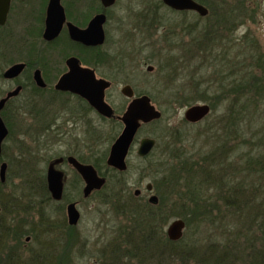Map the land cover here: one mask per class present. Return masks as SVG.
<instances>
[{
	"label": "rangeland",
	"instance_id": "obj_1",
	"mask_svg": "<svg viewBox=\"0 0 264 264\" xmlns=\"http://www.w3.org/2000/svg\"><path fill=\"white\" fill-rule=\"evenodd\" d=\"M146 1L151 0H118L112 11L113 19L109 25L111 34L105 45L107 48L110 47L116 50L122 44L121 46L127 47L126 52L132 54V58H134L128 60L129 65L114 82L113 88L110 90V98L113 103L120 107L126 105L127 100L121 93V88L123 83L127 82L134 87L136 92L155 93L158 99L154 101V104L162 110L163 114L164 109L167 110V113L161 123L141 127L138 138L127 159L128 169L126 172L116 173L111 171L112 176H108L104 191L95 193L88 199L83 198L81 183H76L78 178L76 171L68 163L58 166L66 175V196L74 201L79 200L78 208L82 213V219L77 231L81 236H84H82V241L67 243L63 233H59V230L54 228L50 232L44 230L46 224L56 226V224L62 223L63 216L66 215V202L52 201L47 205L42 204L40 193L28 190L26 183L22 181L25 177L16 176L24 172L20 167L18 158L21 153L19 149L26 153L28 159L36 158L38 161L36 166L39 170H43L46 175L48 162L52 158L73 154L84 158L88 162L94 161L96 156L99 158L108 153L109 148L121 133L122 125L120 121L117 119L103 120L97 113L93 112L88 115L91 126L89 136L86 133V127L78 125L77 127H71L69 132H45L41 137H36L37 133L25 135L26 123L19 122L20 119L21 122L23 119L31 122V116L24 114L19 120L14 118L11 133L5 142V152L11 156L8 157L9 162L11 160L9 167L11 179L4 192L14 200L10 205V212L14 209L15 213L9 214L10 223L26 228V234L23 237L25 258L27 254L31 256V253L35 252L48 256L47 264H59L61 261L65 264H100V258L111 254L110 246L112 243L124 242L118 235L123 229H127L124 227L129 224L127 222L129 220L125 215L120 214L117 208L120 203L133 201L130 198L131 196L138 198V201L145 204L148 203L150 196L153 194L158 197L162 194L165 196V205L171 207V204H173L174 212L182 211L181 203L178 205L177 198L173 200V198L168 197L167 192L164 193L163 190L155 188L154 181L156 177L155 173H152L151 164L156 161L151 158L140 159L138 157L136 151L139 140L146 136L157 139L159 149L153 155V158H156L160 155L164 142H167L168 130L171 131L174 128L179 134H183L184 143L190 151L198 156L207 157L211 151L223 144L226 133L231 126H227L226 123V128L222 123H212L216 115L225 114L226 106L224 103L221 106L217 105L216 110L197 123H190L185 119V111L188 105L179 106L178 103L169 101L170 92L161 91L164 89L162 85H164L166 78L165 65L169 63L168 60H173L180 67L177 72V79L175 83L173 82L175 90L176 85L186 83L188 89L186 92L189 96L195 94L192 90L195 82L194 77L214 80V76H217L220 79L223 77V73L221 72L220 76L217 74L218 70H226L229 73L231 69H236L238 66L239 69L243 68L244 71L249 73H261L257 61L260 62L258 57L264 53V0H208L213 5V9L210 16L206 17H202L195 12L171 11L160 0H152L158 2L159 14L164 17L167 23H172L173 28L178 33L188 35L190 40V46L187 43L189 52H186L185 46L180 47L176 43H174L175 46L172 49L167 47L171 45L162 47L161 42H158V47L151 45L153 50L151 46L145 45L146 43L143 42L145 34L139 31L140 26L135 28L137 21L133 16L144 9V2ZM126 6L128 8L127 13L133 14L132 17L124 15L126 14L124 12ZM130 7L134 8L132 12ZM161 33L162 31L158 32L159 37ZM131 35L132 41H126L127 37H131ZM196 37L201 41L194 44L193 41ZM23 38V31L17 29L15 40L12 41L14 47L8 51L5 49V55L0 58V69L8 66V63L12 64L26 60V44ZM203 38H206L209 42V51L208 49L207 51L203 50ZM177 41L181 43V37ZM200 42L202 47L198 49ZM142 44L144 47L140 50ZM154 50H158L159 54L157 56L152 55ZM46 51V55H49L48 58L52 62L54 61L55 64L60 63L61 56L58 49L49 47ZM242 62L244 66H242ZM149 65L155 67L153 71L147 70ZM207 81H205V87L208 86ZM167 85H170V83H167ZM1 86L6 88L3 80H0ZM168 87L170 88V86ZM212 88L214 89V87ZM2 90L0 89V96ZM263 92L262 89L259 90L258 101L246 110V114L238 124L232 126L233 134L240 133L241 137L246 139V143L239 144L235 151L229 150V152L224 153V157L228 159L223 164L224 167L228 163H234L238 166V163H242L243 157L247 156L248 153L252 157L263 156L264 158ZM210 96L204 95L206 99H209ZM202 102L209 103L201 98L195 100L191 105ZM118 114H122V111ZM259 169L260 167H254L251 171H247L250 182L258 183L256 179L260 176ZM149 183L152 184L153 191L147 189ZM209 186L210 188L204 191L203 195L207 198V204L213 206V204L216 205L218 199L219 187H216L213 183ZM137 189L141 190V194L138 196L135 194ZM187 207L189 206L187 205ZM250 209L252 212H256L254 206ZM25 210L27 212H24ZM214 211L215 214L218 213L217 206L214 207ZM44 214L49 218L51 216L53 221L51 222L50 219L45 220ZM177 218L181 217H169L164 225L166 234L169 224ZM235 219V215L228 214L225 216L221 214L216 219L217 221L213 223L209 220L205 221L206 223L202 226L204 227L203 233L200 234L201 240L207 242L217 236L223 238L226 231L225 227L233 226L236 223ZM50 233L55 239L46 237ZM28 237H30L29 241L27 240ZM58 237L60 240L56 239ZM86 238L88 240L83 241ZM84 242L89 243L84 244ZM153 262V264H158L157 261Z\"/></svg>",
	"mask_w": 264,
	"mask_h": 264
},
{
	"label": "trees",
	"instance_id": "obj_2",
	"mask_svg": "<svg viewBox=\"0 0 264 264\" xmlns=\"http://www.w3.org/2000/svg\"><path fill=\"white\" fill-rule=\"evenodd\" d=\"M198 1L209 8L208 16H210L213 5L208 0ZM258 59H260L257 63L261 73H249L243 68L239 69L238 66L229 73L226 70H218L217 74L220 76L221 72L223 73L220 79L215 77L214 80L207 79L209 80L207 81L194 77L192 90L195 94L190 96L186 92L188 90L186 83L176 85L175 90L173 82L175 83L177 79L180 67L173 60L167 61L169 63L165 65L166 78L162 85L164 89L161 91L170 92L169 101L178 103L179 106H189L195 100L202 98L209 102L212 112L216 110L217 105L221 106L224 103L225 114L216 115L212 123H222L224 127L227 125L231 128L227 131L223 144L211 151L207 157L198 156L190 151L184 143L183 134H179L174 128L168 130L166 135L168 139L164 142L160 155L153 158L155 151L159 149L157 144L156 149L143 159L151 158L156 161L151 164L152 173H155L156 177L155 188L167 192L168 197L173 200L177 198L178 205L181 203L182 211L174 212L173 204L171 207L165 205V196L162 194L159 195L156 204L150 201L144 204L134 196L130 197L133 201L120 203L118 211L129 220L127 221L129 224L124 227L127 229L121 232L118 230L120 232L118 236L124 242L112 243L111 254L100 258V264H153V261H157L158 264H264V158L252 157L248 153L249 155L244 156L238 166L234 163H228L225 167L223 165L228 160L224 157V153L229 150L235 151L239 144L246 143V139L242 138L240 133L233 134L232 126L238 124L246 114V110L258 101L259 90L264 91V53L260 54ZM242 66H244L243 62ZM205 81L208 82L207 87L204 86ZM148 94L153 101H157L155 93L148 92ZM204 95L211 96L206 99ZM166 113L167 110L164 109V114L162 112V116L151 124L161 123ZM3 115L11 126V117L8 116L7 111ZM19 122L24 123L20 120ZM24 132L26 135V127ZM19 150L20 167L25 174L22 181L26 183L28 190L39 192L42 204L47 205L56 201L48 189L45 173L36 166L37 159L34 157L28 159L26 153ZM107 155L108 153L99 158L96 156L94 161L88 162L93 163L100 174L107 177L112 176L111 171L126 172L110 167L106 161ZM79 158L85 161L84 158ZM254 167H260V176L256 179L258 183L250 182L247 175V171H251ZM10 179L9 170L7 181L5 183L0 181V264H47L48 256L44 254L33 252L31 256L30 254H27L26 258L24 256L23 237L26 228L10 223L9 214H14L15 210L12 209L11 212L5 210L10 208L12 203L11 197L4 192ZM212 183L219 187V192L216 205L209 206L203 194ZM63 199L71 200L66 193ZM215 206L218 208L217 214L214 211ZM253 206L256 212L250 209ZM227 213L236 216V223L225 227L224 237L217 236L207 242L202 241L200 234L203 233L202 226L205 221L209 220L213 223L217 221L218 216L221 214L226 216ZM171 216L181 217L186 222L187 230L178 241L170 240L164 232V225ZM59 264L65 263L61 261Z\"/></svg>",
	"mask_w": 264,
	"mask_h": 264
},
{
	"label": "flooded vegetation",
	"instance_id": "obj_3",
	"mask_svg": "<svg viewBox=\"0 0 264 264\" xmlns=\"http://www.w3.org/2000/svg\"><path fill=\"white\" fill-rule=\"evenodd\" d=\"M160 1L171 11L195 12L191 10H185V11L176 10L166 5L162 0ZM49 3L50 0H10L6 22L4 24H0V58H3V56L5 55L4 52L5 49L8 51L10 48L14 47V45H12V41L15 40L17 29L19 30L21 29L23 31L24 34L23 40L25 39L24 43L26 44V60L19 61V62H24L26 65L23 71L17 77L6 78L4 76L5 71L14 63L12 64L8 63V66H5V68L0 69V80H3V84H6V88L3 86L0 87V89H3L1 92L0 99L6 97L9 92L15 90L17 87H21L20 93L18 95L10 97L6 103V106L1 111V115L3 119H4L3 113L5 111H7L8 116L11 117L12 124L15 121V119L19 120V118L23 117L22 115L24 114L31 116L32 119L31 122H28L29 120L26 121L27 119L26 120L23 119L22 121L26 123V134L30 135L31 133L33 134L37 133L36 137L37 136L41 137V135L45 132H53V131H56L58 133L69 132V129L71 127H77L78 125L79 126L84 125V127H86L85 129L86 133L89 136L91 126L89 123L90 119L88 118V115L95 112L103 120H113V119L119 120L123 130L124 123L122 121V116L124 115L129 104L132 102L134 98L142 95H148L151 98L153 104L154 101L152 97L148 94V92L147 93L136 92L134 87L125 81H123L125 83H123V86L121 88V93L123 94L122 89L124 86L130 85L134 90V96L128 97L125 94H123L125 99L127 100V104L122 107L116 105L111 101L110 90L113 88L114 82L117 81L118 76L121 73H123L126 66L129 65L128 60L132 58V54L126 52L127 47L121 46L122 44L119 45L120 48L116 50L111 49L110 47L109 49L105 45L106 42L108 41V37L111 34L109 25L113 19L112 11L114 7L117 5L118 0L113 5L110 6H105L102 0H61V4L63 5L65 11V21L62 24L59 35L52 40H48L44 37L47 28ZM144 3H145L144 9L140 10L139 12L134 14L135 16H133V14L130 15L127 13L128 11L127 6L130 4L129 2V4L124 8V12L126 13L124 15H130L131 17L133 16V18H135V20L137 21V23L135 24V28L140 26L139 31L145 34V39H143V42L146 43L145 45L146 46L156 45L158 47V42H161L162 47H164V45H171L167 47L169 49H172L175 46L174 43H176L177 46L178 45L180 47L185 46L184 48L186 49V52H189V47H187V43L190 46V40L188 39V35L185 36L184 34L178 33L176 29L173 28L172 23L169 24L166 22V20H164V17L159 14L158 2H154L151 0L148 2L146 1ZM132 9L134 8L130 7L131 12ZM98 14H104L106 16L105 17L106 20L103 24V29L105 33V41L103 44L87 45L82 41H78L71 38L69 23H72L73 25H75L80 29H87L90 25L91 20ZM206 16H202V17H206ZM168 26H170V28H168ZM160 31H162V33L159 37L158 32ZM178 37L179 38L181 37V41H180L181 43L177 41V39H179ZM131 38L132 35L131 37H127L126 41L131 42L132 41ZM198 41L201 40L196 37V39L193 42L195 44ZM49 47L58 49V52L61 56V60L59 64L58 62L55 64L54 61L53 63L52 60L48 58L49 55L48 54L46 55L47 53L46 50ZM143 47L144 46L142 44L140 50H142ZM201 47L202 45L200 42L197 48L201 49ZM207 49L209 51V42L206 38H203V50L207 51ZM158 54H159L158 50L156 51L154 50L152 52L153 56H157ZM70 57H77L82 67H86L94 70V73L98 79H105L110 82V86L105 91V101L108 104H110L114 110V114L111 117H107L102 113H100L86 98L82 97L80 94L74 93L69 90H61L56 87L60 78L64 74L70 71V67L68 65V59ZM149 66H152V69H149ZM149 66L147 67V70L153 71L155 67L153 65H149ZM36 70L41 71L42 78L46 83L45 86H40L35 80ZM215 77L217 76H214V78ZM121 111L122 114H118V112ZM160 111L162 113V110ZM4 121L9 129V134L2 145V152L0 154V166L4 162L7 163L8 165L7 178H8V171L11 165V160L9 162L8 157L11 156H9L5 152L6 149L5 142L11 133L12 125L9 126L5 119ZM148 124H151V122L143 124L142 126ZM138 134L135 138L134 144L138 138ZM157 144L158 142L156 143V146ZM133 146L131 147V150ZM156 146L154 147L153 151L156 149ZM110 149L111 147L109 148L106 161L108 160ZM69 156H75L83 163H90V162L82 161L76 155L68 154L66 156L61 155L59 157L52 158L48 162V166L56 158L63 157V161L58 165H56L57 168H59L58 166L63 163H68L76 171V175L78 177L76 179V183L77 184L78 182L81 183L82 193H84V187L86 183L83 177L76 170V168L69 163L68 161ZM138 157L140 159L144 158L139 155ZM16 176L25 177V174L24 173L17 174ZM107 182H108V177H107ZM105 186L102 189L94 190L91 193V195L88 197H85L83 194V198L88 199L95 193H100L104 191ZM65 189H66V175L64 172V194H65ZM63 198L61 200H56V201H65ZM12 201L14 200L12 199ZM65 202H66V215L63 216L62 223L56 224V226H49L50 224H46L44 230L46 232H50V230L54 228L55 230H59V233L61 232L63 233V236L65 237L67 243H78L82 241V236H83V235L81 236L80 233H78L77 231V227L82 219V213L78 208L81 213L80 220L76 225H71L68 219L67 205L71 202H76L78 207L79 200L74 201L71 199L69 201L66 200ZM5 210L10 211V208H6ZM44 218L45 220L50 219L51 222L53 221L51 216L49 218L48 216H45V214H44ZM46 237L48 239L50 238L55 239V237H52L51 233ZM56 239L60 240L59 237ZM86 240H88V238L83 239V241ZM88 243L84 242V244H88Z\"/></svg>",
	"mask_w": 264,
	"mask_h": 264
},
{
	"label": "water",
	"instance_id": "obj_4",
	"mask_svg": "<svg viewBox=\"0 0 264 264\" xmlns=\"http://www.w3.org/2000/svg\"><path fill=\"white\" fill-rule=\"evenodd\" d=\"M117 0H102L105 6L113 5ZM169 7L184 11H196L201 16L209 14V9L204 4L197 0H162ZM10 0H0V24H4L7 19ZM104 14L96 15L90 22L87 29H80L69 23L70 36L72 39L82 41L87 45H101L105 41V33L103 24L106 20ZM65 21V11L61 0H50L48 8L47 28L44 37L48 40L56 38L61 30L62 24ZM24 62H16L11 65L4 73L6 78L17 77L25 67ZM70 71L64 74L58 81L56 87L61 90H69L80 94L86 98L100 113L107 117L114 114V110L110 104L105 101V91L110 86V82L105 79H98L94 70L82 67L77 57H70L68 59ZM152 69V66H149ZM35 80L40 86H45L46 83L42 78L41 71L36 70ZM21 87L8 93L6 97L0 99V154L2 152V145L9 134V129L1 115V111L6 106L8 99L20 93ZM123 94L128 97L134 96L132 86L126 85L122 89ZM210 104L202 102L190 105L185 111V119L191 123H197L203 120L211 113ZM162 116V113L152 103L148 95L136 97L129 104L126 112L122 116L124 127L119 136L111 145L110 153L107 163L109 166L125 171L128 168L127 158L129 156L131 147L134 144L135 138L139 129L143 124L150 123ZM156 139L153 137L141 138L137 154L141 157L149 155L156 146ZM63 161V157L53 160L47 168L46 178L48 189L55 200H61L64 195V172L57 168L56 165ZM68 161L72 164L79 174L83 177L86 185L84 187V196L88 197L94 190L102 189L107 182V177L101 175L97 168L91 163H83L75 156H69ZM7 163L4 162L0 166V181L5 183L7 180ZM147 189L152 191V184L147 185ZM141 190L135 191L136 196L140 194ZM149 201L156 204L159 201L157 195L150 196ZM67 214L69 223L76 225L81 217V213L77 207L76 202H71L67 205ZM186 228V222L182 218L173 220L167 229V236L172 241L180 240ZM30 240V237L27 238Z\"/></svg>",
	"mask_w": 264,
	"mask_h": 264
}]
</instances>
